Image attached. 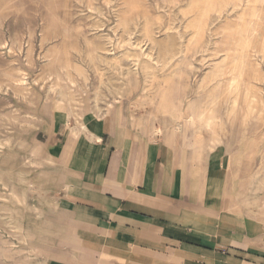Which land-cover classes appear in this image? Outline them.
Wrapping results in <instances>:
<instances>
[{"label": "rangeland", "instance_id": "374dc122", "mask_svg": "<svg viewBox=\"0 0 264 264\" xmlns=\"http://www.w3.org/2000/svg\"><path fill=\"white\" fill-rule=\"evenodd\" d=\"M262 1L2 0L7 9L0 19V58L7 71L18 67L26 72L28 80L37 72L53 73L54 77L57 71L61 72L59 68L64 64L57 62H65L64 65L73 67L67 72L88 73L90 76L86 84L79 79L77 84L82 87L69 85V90L62 97L52 94L50 111L35 129L39 155L34 156L33 177L40 170H53L63 178L60 163L46 142L52 127L60 122L55 109L61 98L67 101L78 99L77 109L83 114L90 113L97 101L106 107L108 102L118 98L120 102L117 105L124 107L120 116L128 126L135 116L144 124V128L147 126L149 129L150 125L162 127L166 137H173L185 144L193 143L196 148L200 146L196 136L204 137L201 142L204 146L208 140L220 137L229 146L232 155L227 198L230 202L236 203L239 199L242 203L239 210L235 207L233 211L243 212L264 222ZM47 24L57 31L50 33L57 47L58 41H64L61 45L66 54L59 53L60 48L57 47L48 53L53 42H44ZM245 35L249 39L245 40ZM56 36H60V39L57 40ZM44 54H49L46 61L56 60L53 68L52 63L48 67L42 64L40 59ZM243 65H246L245 71L229 85ZM218 66L225 67L224 74L217 72ZM18 76L15 72L12 75L9 73L5 79L12 86H19L18 81L13 82ZM136 78L141 81V86H134L133 80ZM50 82L51 87L56 83L53 78ZM37 87L38 83L35 84ZM38 90L34 91L32 100L40 108ZM198 96L207 102L204 107L205 119L201 123L205 125L210 119L214 120L212 130L208 132L201 124L184 125L181 133L176 134L174 127L165 122L166 110L171 109L172 102L181 100V108L186 114L190 112L189 109L194 111ZM235 100L238 104L233 105L231 102ZM229 115L234 122H230ZM53 116L55 120L52 126ZM141 117H144V122ZM218 117L223 122L218 123ZM72 121V124H76L75 119ZM11 159V154L0 151V162L5 161V172H0V217L12 215L11 210L6 209L7 203L18 199V195L27 188L19 169L9 163ZM12 168L18 171L17 174L8 172ZM61 182L62 179L44 192L51 200L60 199ZM4 205L5 208L2 207ZM60 210L58 222L71 232L70 215L64 208ZM38 237L39 249L61 260L64 243L62 231L52 229Z\"/></svg>", "mask_w": 264, "mask_h": 264}, {"label": "crops", "instance_id": "0c3cea01", "mask_svg": "<svg viewBox=\"0 0 264 264\" xmlns=\"http://www.w3.org/2000/svg\"><path fill=\"white\" fill-rule=\"evenodd\" d=\"M53 29L47 24L44 31V42L54 43L48 53L57 47L50 37L57 32ZM58 43L62 49L64 41ZM46 57L40 60L48 67L53 61ZM60 71L54 77L53 73H35L29 77L30 87L14 94L13 116L19 117V123H14L7 142L11 148L1 151L11 154L14 163L18 160L20 174L39 191L30 195L26 185L18 199L7 203L12 215L0 217V264H264V222L233 211L242 203L227 198L229 146L211 140L204 146V137L196 136L200 144L196 148L193 143L157 135V126L144 128L135 116L128 126L120 116L124 107L117 105L118 98L106 107L97 101L89 115L78 111V99L61 98L55 109L60 122L53 126V116L46 142L60 163L63 178L53 170H40L33 178L34 156L39 155L35 129L50 111L52 94L64 96L69 85L82 87L72 80L86 84L90 79L88 73ZM51 78L61 82L62 88L56 87L59 82L51 87ZM36 89H40V108L32 100ZM171 109L164 118L168 125L174 123ZM0 119L1 132L8 122ZM182 123L176 134L181 133ZM26 161L28 167L23 166ZM61 179V197L51 200L44 192ZM36 207L51 214L64 208L72 231L59 224L58 216L33 213ZM52 229L64 236L61 260L26 244L27 240L39 244L38 236Z\"/></svg>", "mask_w": 264, "mask_h": 264}, {"label": "bare ground", "instance_id": "6f19581e", "mask_svg": "<svg viewBox=\"0 0 264 264\" xmlns=\"http://www.w3.org/2000/svg\"><path fill=\"white\" fill-rule=\"evenodd\" d=\"M13 1V0H12ZM117 1V0H116ZM262 2H264V1H262ZM3 3L4 2H2V0L0 1V19L3 17V15H4V12L6 11V9H7V5L6 4H4L3 5ZM176 3V2H175ZM99 5V4H98ZM256 5V4H255ZM222 6V5H221ZM259 7H260V5H259ZM98 10V9H97ZM223 10V9H222ZM260 10V9H259ZM263 10V9H262ZM257 11V10H256ZM259 12H261V10L259 11ZM263 12V11H262ZM56 15V14H55ZM214 15V14H213ZM260 15V14H259ZM85 16V15H84ZM261 16V15H260ZM54 17V16H53ZM59 17V16H58ZM184 17V16H183ZM196 17V16H195ZM137 18V17H136ZM57 20V19H56ZM222 20V19H221ZM240 20V19H239ZM55 23H57V22H55ZM60 23V22H59ZM63 23V22H62ZM61 23V24H62ZM64 25V24H63ZM136 25V24H135ZM213 25V24H212ZM52 26V25H51ZM57 26V25H56ZM129 26V25H128ZM215 26V25H214ZM150 27V26H149ZM140 28V27H139ZM155 28V27H154ZM243 28V27H242ZM120 29V28H119ZM52 30V29H51ZM50 30V31H51ZM54 31H55V29H54ZM59 31V30H58ZM125 31V30H124ZM164 31V30H163ZM33 32V31H32ZM126 32V31H125ZM62 33V32H61ZM213 33V32H212ZM32 34V33H31ZM53 34V33H52ZM105 34V33H104ZM236 34V33H235ZM252 34V33H251ZM255 34V33H254ZM62 35V34H61ZM216 35V34H215ZM116 36V35H115ZM191 36V35H190ZM238 36V35H237ZM131 37V36H130ZM57 38V37H56ZM115 38V37H114ZM242 38V37H241ZM238 39V38H237ZM247 39H249L248 38V36L247 35H245V40H247ZM49 40H51V39H49ZM133 40V39H132ZM153 40V39H152ZM244 40V41H245ZM255 40V39H254ZM222 41V40H221ZM110 42V41H109ZM61 43V42H60ZM139 43V42H138ZM150 43V42H149ZM152 43V42H151ZM156 43V42H155ZM54 44V43H53ZM157 44H159V43H157ZM263 44V43H262ZM56 45H57V43H56ZM29 47V46H28ZM58 48V47H57ZM56 48V49H57ZM123 48V47H122ZM213 48V47H212ZM73 49V48H72ZM243 49V48H242ZM8 50V49H7ZM151 50H153V49H151ZM199 50V49H198ZM197 50V51H198ZM49 51V50H48ZM32 52V51H31ZM143 52V51H142ZM146 52V51H145ZM145 52H144V54H145ZM59 53H61V54H66V50L64 49V48H62V49H60L59 50ZM59 53H58V55H59ZM88 53V52H87ZM99 53V52H98ZM150 53V52H149ZM32 54V53H31ZM57 54V53H56ZM196 54H197V52H196ZM46 55V54H45ZM44 55V56H45ZM49 55V54H48ZM47 55V56H48ZM55 55V54H54ZM149 55H151V54H149ZM32 56V55H31ZM62 56V55H61ZM60 56V57H61ZM88 57V56H87ZM135 57V56H134ZM146 57V56H145ZM152 57V56H151ZM150 57V58H151ZM185 57V56H184ZM47 58V57H46ZM64 58V57H63ZM130 58V57H129ZM54 59V58H53ZM57 59V58H56ZM127 59V58H126ZM152 59H153V57H152ZM212 59V58H211ZM1 60H2V58H0V93H3L4 94V96L2 97V96H0V117H3L7 122H8V126H7V128L5 129V130H3V131H1L0 132V151L2 150V149H5V150H7V149H9V148H11V144H9V143H7L8 142V140H11V137H12V134H13V126H14V123H19V117H16L15 119H14V117L15 116H13V107H12V104H13V100H14V94H17V95H19L20 93H21V91H20V89L21 88H23L22 90H23V92H25V90L26 89H28L29 87H30V82H29V80L28 79H26L27 78V74H26V72L25 71H23L22 69H19L18 67L17 68H12L10 71L8 70H6V67H5V64H3L2 65V62H1ZM64 60V59H63ZM62 60V61H63ZM91 60V59H90ZM65 61V60H64ZM132 61V60H131ZM56 62V61H55ZM164 62V61H163ZM54 63V62H53ZM53 63H52V68H53ZM64 62H62V64H63ZM119 63V62H118ZM26 64V63H25ZM49 64V63H48ZM55 64V63H54ZM139 64V63H138ZM249 64V63H248ZM47 66V65H46ZM75 66V65H74ZM138 67V66H137ZM57 68V67H56ZM69 68H71L69 65H62L61 67H60V69H63V70H66V72H67V69H69ZM73 68V67H72ZM71 68V69H72ZM218 68V70H217V72H219V73H225V67H223V66H218L217 67ZM245 68H246V65H245V67H244V65H243V67L241 66L239 69H238V76L236 77V78H234L232 81H230L229 82V85H232V82L235 80V79H237V78H239V76L242 74V72H244L245 71ZM48 69V68H47ZM51 69V68H50ZM76 69H77V66H76ZM78 69H80V68H78ZM134 70H137V69H134ZM80 71V70H79ZM83 71V70H82ZM112 71V70H111ZM247 71V70H246ZM18 73L19 74V76L17 77V78H15L16 80H13V82L14 81H18L19 82V86L16 84V85H11V82H9V81H6V79L5 78H7L8 76H9V73H11V75H12V73ZM52 72V71H51ZM81 72V71H80ZM35 73V72H34ZM38 73V72H37ZM78 73V72H77ZM131 73V72H130ZM133 73V72H132ZM138 73V72H137ZM213 73H214V71H213ZM65 75V74H64ZM68 75V74H67ZM144 75V74H143ZM244 75V74H243ZM69 76V75H68ZM87 76V75H86ZM11 78H12V76H10ZM58 77V76H57ZM61 77V76H60ZM70 77V76H69ZM127 77V76H126ZM129 77V76H128ZM48 78V77H47ZM72 79H73V77H72ZM77 79V78H76ZM38 80H39V78H38ZM36 81V80H35ZM85 81V80H84ZM29 82V83H28ZM33 82H34V80H33ZM56 82H59V81H56ZM102 82V81H101ZM21 83H24V84H21ZM62 83H64V81H62ZM73 85H76L77 84V82L76 81H74V80H72V82H71ZM251 83V82H250ZM102 84V83H101ZM133 84H134V86H141V81L140 80H138V78H136L135 80H133ZM52 85V84H51ZM251 85V84H250ZM42 86V85H41ZM245 86V85H244ZM57 88H62V86H61V82H59V85H57L56 86ZM63 87H66V85H64L63 84ZM145 88L146 87H148V86H144ZM249 87V86H248ZM40 88H42V87H40ZM16 89V90H15ZM51 89V88H50ZM250 89V88H249ZM248 89V90H249ZM52 90H54V89H52ZM57 91V90H56ZM230 92V91H229ZM245 92H246V90H245ZM60 93H62V92H60ZM261 93V92H260ZM22 94V93H21ZM63 95V94H62ZM61 96V95H60ZM26 97V96H25ZM62 97V96H61ZM247 97H249L248 95H247ZM248 99V98H247ZM243 100H244V98H243ZM181 101V100H180ZM208 101V100H207ZM252 101H253V99H252ZM214 101H211V104H214L213 103ZM215 102H217V101H215ZM17 103V102H16ZM25 103V102H24ZM231 103H233V105H236V104H238V101L237 100H235L234 102H231ZM230 103V104H231ZM15 104V103H14ZM18 104V103H17ZM206 104H207V102L204 100V98L203 97H201V96H198L197 97V99H196V101H195V106H196V108L194 109V111L193 110H191V109H189L190 110V112L189 113H187L186 114V112H184V110L181 108L182 107V101L180 102V103H178V102H176V103H171V107H172V111H171V117H172V119H173V122L174 123H170L169 125H172L175 129H174V132L176 133V131L175 130H178L177 129V127L179 126V123H181V122H183L182 124H185V125H188V124H191V125H203L201 122H203V120L205 119L204 117H205V110H204V107L206 106ZM217 104V103H216ZM70 105V104H69ZM30 106V105H29ZM71 106V105H70ZM110 106V105H109ZM217 106V105H216ZM233 107V106H232ZM217 108V107H216ZM241 108V107H240ZM17 109V108H16ZM94 109V108H93ZM103 109V108H102ZM25 110V109H24ZM57 110V109H56ZM210 110V109H209ZM216 110V109H215ZM106 112V111H105ZM207 112V111H206ZM242 112V111H241ZM17 113H18V111H17ZM72 113V112H71ZM89 115V114H88ZM91 115H92V113H91ZM90 115V116H91ZM219 115V114H218ZM230 116V122H234V118L233 117H231V115H229ZM89 117V116H88ZM94 117V116H93ZM222 117V116H221ZM70 118V117H69ZM87 118V117H86ZM91 118V117H90ZM208 119V118H207ZM242 119H244L245 120V118H242ZM64 120V119H63ZM1 121V120H0ZM60 121V120H59ZM217 121H218V123L219 122H223L222 121V119L220 118V117H218L217 118ZM64 123H65V121H64ZM214 124V120L213 121H211V119H210V121H207V123H205V125H203L205 128H206V130L208 131V130H212L211 128H212V125ZM83 126V125H82ZM165 127H167V125H165ZM180 127V126H179ZM78 128V127H77ZM86 129V128H85ZM203 129V128H202ZM219 129H221V128H219ZM201 130V129H200ZM205 132V131H204ZM209 132V131H208ZM216 132V131H215ZM155 133L157 134V135H160V136H162V135H165L166 136V134H165V130H163L162 129V127H158V128H156L155 129ZM93 134V133H92ZM91 134V135H92ZM94 136V135H93ZM203 136V135H202ZM219 136V135H218ZM2 138H6V140L4 141V142H2ZM214 144H218V145H222V144H224L223 143V140L220 138V137H218V138H215V139H213V140H211ZM5 163V161H3V162H0V172H5V168H3L4 167V164ZM9 163H11V165H13L14 167H17L18 166V160L17 161H15V163H14V160L13 159H11L10 161H9ZM29 164H30V162H28V161H26V162H24V165L23 166H26V167H28L29 166ZM32 164V163H31ZM18 168V167H17ZM10 171H12V174L14 175V174H17V172L18 171H16V170H14L13 168L12 169H8V172H10ZM41 175V174H40ZM55 177V176H54ZM34 178V177H33ZM24 183H26L27 185H28V189H30V195H31V193L33 194L34 193V191H36V189H38V187L37 186H34V185H32V184H30L28 181H26V180H24ZM45 184V183H44ZM40 185H41V183H40ZM50 187V186H49ZM47 189V188H46ZM39 190V189H38ZM24 200L25 201H27L28 200V196L27 195H25V197H24ZM62 203V202H61ZM56 205V204H55ZM49 206V205H48ZM31 211L33 212V213H36V214H39V215H44V216H58V214H56V213H53V214H51V213H47L44 209H40V208H38V207H36V208H32L31 209ZM26 244L27 245H31V246H33V247H37V246H39L38 244H34L33 242H31L30 240H27L26 241Z\"/></svg>", "mask_w": 264, "mask_h": 264}]
</instances>
